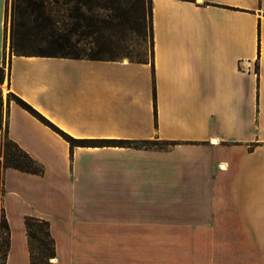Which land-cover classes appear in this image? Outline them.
<instances>
[{
	"label": "crops",
	"instance_id": "crops-1",
	"mask_svg": "<svg viewBox=\"0 0 264 264\" xmlns=\"http://www.w3.org/2000/svg\"><path fill=\"white\" fill-rule=\"evenodd\" d=\"M150 10L146 63L16 56L0 0L1 126L43 170L0 162L4 264H30L25 217L49 223L54 264H264V0Z\"/></svg>",
	"mask_w": 264,
	"mask_h": 264
},
{
	"label": "trees",
	"instance_id": "trees-1",
	"mask_svg": "<svg viewBox=\"0 0 264 264\" xmlns=\"http://www.w3.org/2000/svg\"><path fill=\"white\" fill-rule=\"evenodd\" d=\"M76 0H10L9 11V52L16 56H37L47 58H70V59H90V60H117L115 57H103L96 53L83 55L80 49V37H90L98 35L95 30L97 25H105L93 15H86L78 7L86 6L82 0H77L74 9H68V5ZM62 2L65 12L60 18L64 19L67 29L63 30L58 26L54 6ZM89 12V10H87ZM59 16V15H58ZM151 19V10L149 12ZM72 22V23H71ZM67 23L69 25H67ZM82 28V29H81ZM150 39H151V20H150ZM37 45V46H34ZM151 45V44H150ZM34 48V49H32ZM146 63L145 60L133 61ZM0 70V80L2 77ZM15 102L25 111L29 112L45 125L55 129L43 117L36 113L29 105L21 99L14 97ZM2 129L0 121V130ZM56 130V129H55ZM5 137L8 143L16 149L19 156L5 152L4 164L2 169L12 168L25 173L40 175L42 168L32 160L24 151L7 137V125L4 128ZM64 139L71 147H119V148H150L151 142L146 141H127V140H108V141H84L75 140L68 136ZM2 179L0 177V229L6 237L0 242V264L5 263L9 248V229L6 223L3 208L1 206ZM24 225L27 234L28 248L30 253V264H54L50 263L55 258L54 240L50 234L49 223L45 220L25 217Z\"/></svg>",
	"mask_w": 264,
	"mask_h": 264
},
{
	"label": "rangeland",
	"instance_id": "rangeland-1",
	"mask_svg": "<svg viewBox=\"0 0 264 264\" xmlns=\"http://www.w3.org/2000/svg\"><path fill=\"white\" fill-rule=\"evenodd\" d=\"M76 1L71 2L68 9H74L77 6ZM82 2H87L86 6L78 7L82 13L91 14L105 23V25L96 26L95 30H97L98 35L92 36V38L81 39L80 37V49L83 55L96 53L103 57H115L126 61L150 60V0H82ZM48 7H53L56 11L55 17L59 21L58 26L63 30L67 29L64 19L60 18L62 12L57 13V11H66L63 3L59 2L54 6L48 5ZM67 25L69 24L67 23ZM9 26L10 20L8 18V40ZM6 52L9 53V41ZM3 94L5 99V88ZM152 145L158 148L163 146L162 143H152ZM5 152L19 156L16 149L8 143L4 129H1L0 162L2 166ZM50 263L53 262L50 261Z\"/></svg>",
	"mask_w": 264,
	"mask_h": 264
},
{
	"label": "bare ground",
	"instance_id": "bare-ground-1",
	"mask_svg": "<svg viewBox=\"0 0 264 264\" xmlns=\"http://www.w3.org/2000/svg\"><path fill=\"white\" fill-rule=\"evenodd\" d=\"M51 261L54 262V259H52Z\"/></svg>",
	"mask_w": 264,
	"mask_h": 264
}]
</instances>
